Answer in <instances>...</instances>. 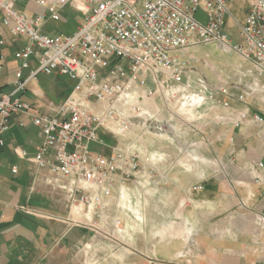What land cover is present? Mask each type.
<instances>
[{
  "label": "built area",
  "instance_id": "1",
  "mask_svg": "<svg viewBox=\"0 0 264 264\" xmlns=\"http://www.w3.org/2000/svg\"><path fill=\"white\" fill-rule=\"evenodd\" d=\"M18 1L0 0L1 25L27 40L14 54L21 61L14 89L0 91V149L14 114H29L42 143L20 154L35 166L36 181L65 194L68 221L95 234L108 228L113 234L124 232L121 215H133L140 188L158 190L171 182V169L154 168L169 159L152 147L178 148L172 165L197 160L196 141L186 133L194 130L197 111H215L230 145L235 144L234 129L248 123L264 129V0H246L250 9L234 42L225 31L231 0H32L48 12L35 16L20 10ZM71 5L86 9L73 33L43 32L49 19H61ZM200 10L206 23L197 18ZM2 44L0 39V73L6 62ZM202 44L237 54L243 64L211 83L196 71L197 57L190 53ZM25 69H30L26 77ZM40 74L67 76L74 86L63 101L48 100L46 111L35 114L20 95ZM103 135L116 142H106ZM93 145L109 152L93 150ZM251 171L264 187V162ZM247 196L253 199L257 193L248 190ZM256 222L264 227V212L256 213Z\"/></svg>",
  "mask_w": 264,
  "mask_h": 264
},
{
  "label": "crops",
  "instance_id": "2",
  "mask_svg": "<svg viewBox=\"0 0 264 264\" xmlns=\"http://www.w3.org/2000/svg\"><path fill=\"white\" fill-rule=\"evenodd\" d=\"M18 7L31 16L48 14L32 0H19ZM85 14L86 9L78 5L68 6L62 11L61 19H49L42 30L48 34L73 33ZM0 39L6 56L0 73V91L9 93L14 89L16 71L21 66L14 54L27 44V40L10 35L1 23ZM35 66L32 60L31 68ZM23 73L28 76L30 69ZM60 78L63 77L40 74L29 82L20 96L30 104L31 113H44L48 100L61 101L70 93L71 86ZM233 133L237 150L231 158H223L228 165L227 171L207 174L199 181L190 174L188 183L178 185L179 195L167 206L170 212L162 207L170 213L171 219L162 212L156 217L157 227L175 228L174 240L158 241L153 256L148 252L150 236L143 235L139 249L137 235L131 234L135 246L132 245L130 251L112 254L113 264H153L154 258L158 261L156 264L166 261L172 264H264V227L256 222V213L264 212L261 200L264 187L255 183L251 171L259 161L264 162V129L258 133L255 125L248 123L241 129H234ZM4 138L6 145L0 149V209L3 210L0 264H89L95 256L87 250L91 244L95 246L93 231L68 221L66 196L43 180L36 181L35 166L20 154L22 149H27L28 142L37 141V146L42 143L40 130L29 114H14L11 129ZM13 166L18 168L16 173L12 172ZM179 174L175 173L171 179L180 180ZM197 184L200 188H193ZM168 188L160 189L159 200L163 204ZM248 190L255 191L257 197L249 199ZM242 202L246 206H242ZM186 249L189 251L185 252Z\"/></svg>",
  "mask_w": 264,
  "mask_h": 264
},
{
  "label": "rangeland",
  "instance_id": "3",
  "mask_svg": "<svg viewBox=\"0 0 264 264\" xmlns=\"http://www.w3.org/2000/svg\"><path fill=\"white\" fill-rule=\"evenodd\" d=\"M232 15L227 18V25L225 31L229 34V36L234 41L239 40V28L238 24L243 22L246 18V15L250 9V6L246 0H231L230 3ZM197 18L206 23L207 16L206 14L200 10L197 13ZM190 53L194 54L197 57V61L194 63V67L196 71L203 75L209 82L211 83H218L226 79L227 75H232L234 68L240 64H243L242 58L237 54H228L222 52L216 44H202L190 50ZM239 60V61H238ZM56 76V75H55ZM63 78H60L61 82L65 81L68 86H71V90L74 86V82L67 76L58 75ZM67 77V78H64ZM72 84H71V81ZM70 90V92H71ZM69 94V93H68ZM67 94V95H68ZM66 95V96H67ZM64 100V99H63ZM61 100V101H63ZM54 101V100H53ZM61 101H54L56 103H60ZM215 111H210L206 113L204 111H197L193 113V120L192 125L194 126V130H187V134L190 133L194 140L196 141V156L197 160L193 163H186V164H176L172 165L170 160L172 157L176 156L178 153V148L175 146H171L167 143L163 144V146L155 145L150 149V151H157L160 149L159 152L164 153L166 155V159H169V162H165L162 164H155L154 168L157 170H169L170 171V178L175 177V173L180 172L179 177L180 180L171 179V182L165 186L169 187L164 193L166 195V201L163 204L161 200H159V194L161 193L160 189L156 190L154 187L151 189L150 187H143V190L140 188V193L137 194V199L135 200L136 203L133 206L134 213L133 215L129 214L126 215L122 213L123 223L122 227L126 224V230L124 232L118 233L111 229H103V232L100 234H95L93 231V236H95V246H90L88 251H91L95 254L94 260H90L89 264H113L112 262V254L114 253H121L123 251L131 250V246L134 245L132 243L131 234L133 237L137 235L136 244L138 243V248L140 249V241H142L143 235H149V244H148V252L151 255H155L157 249V242L158 241H169L174 240L172 236L174 233L173 226H166L164 229L161 227H157L156 224V217L160 214H164V216L170 217L171 209H167V206L172 204L173 198L179 195V184H186L188 183L189 175L193 174L194 177L199 181V179H204L207 174H214L220 171H227L228 165L223 162V158L225 156H233L236 154V147L234 145H230L225 142V138L223 136L224 125L220 121L215 119ZM185 126L181 127L180 134L184 131ZM255 129L258 133H262L263 128L255 125ZM108 143H115L116 139L109 135H103L102 137ZM182 138H179V141L182 142ZM36 144V145H35ZM38 142H28L27 143V150L29 153L34 151ZM103 148V147H101ZM105 149L106 152V148ZM93 150H98L97 147L93 145ZM100 150V149H99ZM233 150L235 153L233 154ZM107 153V152H106ZM233 154V155H231ZM186 168H184V167ZM45 183V181H44ZM47 184V183H45ZM48 185V184H47ZM50 186V185H49ZM200 184L195 185L193 188H200ZM51 187V186H50ZM52 188V187H51ZM181 191V190H180ZM64 194V193H63ZM162 194V193H161ZM65 195V194H64ZM185 205V202L182 203ZM164 207V209H162ZM70 212V211H69ZM162 212V214H161ZM164 212V213H163ZM166 212V213H165ZM166 214V215H165ZM130 216V217H129ZM138 218H136V217ZM160 217V216H159ZM165 218V217H164ZM143 219V223L139 221ZM161 219V217H160ZM154 220V221H153ZM148 221L150 222L148 224ZM173 224V222H170ZM155 225V226H153ZM114 236V237H111ZM139 236V237H138ZM178 236V235H176ZM175 240H179L176 239ZM162 244V243H161ZM193 245L195 243L193 242ZM135 246V245H134ZM189 251V250H185ZM185 252H182L183 254ZM178 260V259H177ZM153 264L158 262L156 258L153 260ZM165 264H172V262H167Z\"/></svg>",
  "mask_w": 264,
  "mask_h": 264
}]
</instances>
